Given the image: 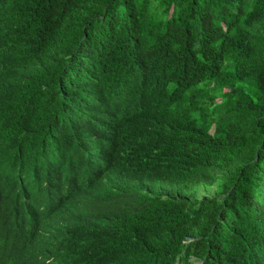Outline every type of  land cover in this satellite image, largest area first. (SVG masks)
<instances>
[{
	"label": "trees",
	"instance_id": "obj_1",
	"mask_svg": "<svg viewBox=\"0 0 264 264\" xmlns=\"http://www.w3.org/2000/svg\"><path fill=\"white\" fill-rule=\"evenodd\" d=\"M27 167L51 193L22 236ZM102 178L123 208L69 264H264V0H0V264H53L47 219Z\"/></svg>",
	"mask_w": 264,
	"mask_h": 264
},
{
	"label": "clouds",
	"instance_id": "obj_2",
	"mask_svg": "<svg viewBox=\"0 0 264 264\" xmlns=\"http://www.w3.org/2000/svg\"><path fill=\"white\" fill-rule=\"evenodd\" d=\"M3 147L1 151H3ZM16 152L17 151H9L5 157L1 159L7 163L10 161L9 158ZM28 171L34 172L36 178L29 177ZM13 178L20 186L17 196V204L21 212V217L18 221L17 232L21 233L23 236L24 234L31 233L36 230L39 214L45 210V206L37 204V201L32 200V197H39L42 194L49 195L51 193V186L48 183L46 171L41 174L34 171L30 167L25 169L17 168ZM127 188H129L127 179H125L124 183L117 184L116 182H108L105 178H102L99 185L86 195L93 194L98 190H104L109 197L107 204L98 199L94 202H88L82 206L71 205L70 208L62 214H54L49 217L46 221L48 226L46 241L48 262L59 264V261L63 259L64 263L62 264H69L70 257L68 256L65 248L68 247L69 244L78 240H82L83 244H85L86 239L96 233V227L101 222L108 220L111 216L119 213L123 208V194L124 190ZM75 196L76 192L59 193L54 191L53 201L75 198ZM9 225V220L0 213L1 244H9V240L6 238V232L9 229ZM158 234L159 233H155L154 230H152L149 237L155 240V243L160 248L172 251V254L174 255L178 253L170 247V244L159 238ZM195 239V237L191 236L184 242L191 245L195 242ZM88 254H91L89 249ZM190 259L194 262V264L203 262L196 259L194 256H190Z\"/></svg>",
	"mask_w": 264,
	"mask_h": 264
}]
</instances>
